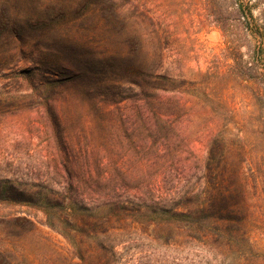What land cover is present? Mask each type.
Listing matches in <instances>:
<instances>
[{
    "label": "rangeland",
    "instance_id": "1",
    "mask_svg": "<svg viewBox=\"0 0 264 264\" xmlns=\"http://www.w3.org/2000/svg\"><path fill=\"white\" fill-rule=\"evenodd\" d=\"M85 2L0 0V15L71 20ZM148 7L166 90L139 87L130 70L149 67L91 18L38 41L24 19L33 46L0 48V264H264V0ZM111 214L118 230L96 235Z\"/></svg>",
    "mask_w": 264,
    "mask_h": 264
},
{
    "label": "trees",
    "instance_id": "2",
    "mask_svg": "<svg viewBox=\"0 0 264 264\" xmlns=\"http://www.w3.org/2000/svg\"><path fill=\"white\" fill-rule=\"evenodd\" d=\"M154 1L155 0H88V2H85L79 8L80 10H74L76 15L71 20H67V18H65V7H62L57 13H51L49 16L48 8L45 6H34L35 10H33V12H27L25 15H20L19 13H15L14 15L11 13L13 22H10V16L6 17L5 22L2 21V16L0 15V48L7 43H15L20 45L19 48H22V44L33 46V41L25 42L26 39L23 36L22 26L25 23L24 19H26L27 26L31 32L36 34L33 36V38L36 40L37 38H46L48 35L60 34L63 32L61 31L63 27L66 28L70 26L72 27L71 29L76 28V22L82 19L87 20L88 18H91L93 21L92 24H94L93 29L95 30L97 37L99 34H107L111 32L115 34V38H117V40L122 38L119 41V45L117 44V40L113 39L117 46L125 48L123 50L115 51V53H118L119 55L118 58H134V64L149 67L146 73H139L135 71L137 68H139L138 66L135 68L133 67V69L130 70L135 75L139 74V76L143 77L142 85H138L139 87L145 86L147 90L152 92L166 90L161 88L160 82L163 80L172 81L173 78L165 75H159L150 69L153 65L155 67L157 66L162 56L161 47L159 46L161 34L155 29L152 31L145 29L146 19L151 24H155V22L159 20V17L157 16V13L154 12V9H150L148 7V4H152ZM110 16L113 18L112 22L109 20ZM47 22L50 24L47 25ZM84 23L85 22H82L80 24L81 27L84 26ZM52 24L57 28H54ZM81 29L86 30L87 28ZM62 34L63 36H66L64 33ZM60 38L62 39V37ZM104 40L109 41L110 44L111 37H107ZM71 41L74 40L71 39ZM67 47L68 46H66V48ZM138 60L142 61V63H139ZM36 64L39 66L44 65L43 61H38ZM51 70L54 71V68ZM52 83H55V81H52L49 84ZM51 201L54 202L58 208H61L62 212L66 214V216L70 217L74 211V209L71 207L73 205L65 202L64 200L51 199ZM121 210L125 211L126 209L122 208ZM145 210L146 208H144L143 211L139 209L137 213L146 214L147 212H144ZM155 212L165 218L163 220L167 221H172L174 218L178 217L177 212H175L172 208L162 207L157 209ZM47 216H51L56 219L55 214L49 213ZM113 216L114 215L112 214L111 216H107L106 220L105 218H99L98 216L97 222L99 227L97 228L96 235L99 234L102 236L111 229L114 231L118 230L117 228L109 225L110 219L113 218ZM125 217L126 216L123 218ZM123 218L121 220L125 222L126 219ZM52 222L53 221L51 220V224H54ZM75 222H77L79 226L86 225L84 217L75 220ZM99 250L100 252L105 251L103 244L99 245ZM95 256L100 258L97 264H111L105 255L98 253V255L95 254Z\"/></svg>",
    "mask_w": 264,
    "mask_h": 264
}]
</instances>
